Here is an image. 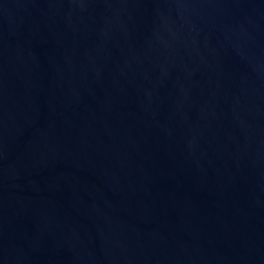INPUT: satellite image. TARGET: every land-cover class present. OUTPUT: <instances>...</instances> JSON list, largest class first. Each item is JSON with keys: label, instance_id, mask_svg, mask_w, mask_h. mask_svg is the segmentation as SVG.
I'll list each match as a JSON object with an SVG mask.
<instances>
[{"label": "water", "instance_id": "obj_1", "mask_svg": "<svg viewBox=\"0 0 264 264\" xmlns=\"http://www.w3.org/2000/svg\"><path fill=\"white\" fill-rule=\"evenodd\" d=\"M0 264H264V0H0Z\"/></svg>", "mask_w": 264, "mask_h": 264}]
</instances>
